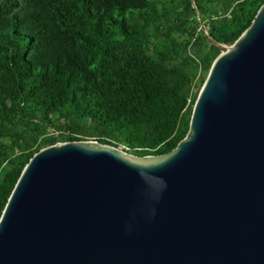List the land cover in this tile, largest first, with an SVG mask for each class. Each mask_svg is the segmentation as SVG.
I'll return each mask as SVG.
<instances>
[{"label":"water","instance_id":"95a60500","mask_svg":"<svg viewBox=\"0 0 264 264\" xmlns=\"http://www.w3.org/2000/svg\"><path fill=\"white\" fill-rule=\"evenodd\" d=\"M187 132L161 156L54 142L0 214V264H264V1L218 44Z\"/></svg>","mask_w":264,"mask_h":264},{"label":"trees","instance_id":"16d2710c","mask_svg":"<svg viewBox=\"0 0 264 264\" xmlns=\"http://www.w3.org/2000/svg\"><path fill=\"white\" fill-rule=\"evenodd\" d=\"M263 1L0 0V214L54 142L171 152L219 54L199 20L229 46Z\"/></svg>","mask_w":264,"mask_h":264},{"label":"rangeland","instance_id":"374dc122","mask_svg":"<svg viewBox=\"0 0 264 264\" xmlns=\"http://www.w3.org/2000/svg\"><path fill=\"white\" fill-rule=\"evenodd\" d=\"M205 22H206V21H205ZM205 73H206V72H205ZM205 73H204L203 77H204V76L206 77L207 73H206V74H205ZM50 132H51V129H50V128H47V129H46V133L49 134ZM54 138L56 139V134L54 135ZM88 141H92V140H88ZM115 148H118L119 150L122 149V147H121V146H118V145L115 146Z\"/></svg>","mask_w":264,"mask_h":264}]
</instances>
